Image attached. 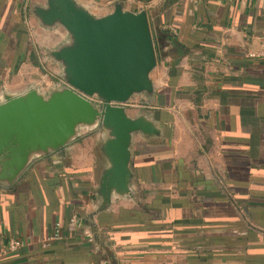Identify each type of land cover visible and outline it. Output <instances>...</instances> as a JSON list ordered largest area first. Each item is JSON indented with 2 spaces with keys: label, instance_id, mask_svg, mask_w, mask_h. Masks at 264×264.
I'll return each mask as SVG.
<instances>
[{
  "label": "crops",
  "instance_id": "obj_1",
  "mask_svg": "<svg viewBox=\"0 0 264 264\" xmlns=\"http://www.w3.org/2000/svg\"><path fill=\"white\" fill-rule=\"evenodd\" d=\"M77 1L97 16L117 3L147 11L155 91L127 110L160 134H134V196L94 217L95 239L76 221L101 204V130L82 129L65 155L36 156L20 182L0 185V249L26 242L0 264H264V0ZM46 3L0 0V98L65 83L49 52L68 33L41 23Z\"/></svg>",
  "mask_w": 264,
  "mask_h": 264
},
{
  "label": "water",
  "instance_id": "obj_2",
  "mask_svg": "<svg viewBox=\"0 0 264 264\" xmlns=\"http://www.w3.org/2000/svg\"><path fill=\"white\" fill-rule=\"evenodd\" d=\"M35 14L44 26L60 25L68 33L49 52L65 83L47 93L31 86L0 98V185L20 182L36 156L65 155L82 129L101 130L109 164L99 184L101 204L90 218L78 215L76 221L79 230L90 227L95 239L94 217L110 209L114 198L134 196V134H160L146 114L132 117L127 110L135 95L155 91L151 73L157 55L149 17L145 9L128 10L123 3L97 16L77 0H47Z\"/></svg>",
  "mask_w": 264,
  "mask_h": 264
},
{
  "label": "built area",
  "instance_id": "obj_3",
  "mask_svg": "<svg viewBox=\"0 0 264 264\" xmlns=\"http://www.w3.org/2000/svg\"><path fill=\"white\" fill-rule=\"evenodd\" d=\"M262 42H263V49L262 51L258 54L264 61V31L262 34ZM256 54H253V56H258ZM75 222V219H73ZM61 230L58 227L51 235L46 236L44 239L40 240L41 245L43 248L49 247L53 241L59 240L61 238ZM26 242L22 239L19 238H14L9 241V244L7 247L0 249V261L5 259L7 256L14 254L18 252L22 247H24Z\"/></svg>",
  "mask_w": 264,
  "mask_h": 264
},
{
  "label": "rangeland",
  "instance_id": "obj_4",
  "mask_svg": "<svg viewBox=\"0 0 264 264\" xmlns=\"http://www.w3.org/2000/svg\"><path fill=\"white\" fill-rule=\"evenodd\" d=\"M92 101H93V103H94L95 105H99L100 102H101L97 97H93V98H92Z\"/></svg>",
  "mask_w": 264,
  "mask_h": 264
},
{
  "label": "trees",
  "instance_id": "obj_5",
  "mask_svg": "<svg viewBox=\"0 0 264 264\" xmlns=\"http://www.w3.org/2000/svg\"><path fill=\"white\" fill-rule=\"evenodd\" d=\"M168 37L170 38L171 36L169 35Z\"/></svg>",
  "mask_w": 264,
  "mask_h": 264
}]
</instances>
